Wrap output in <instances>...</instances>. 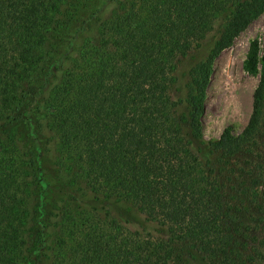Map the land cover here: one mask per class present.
Wrapping results in <instances>:
<instances>
[{
    "label": "trees",
    "instance_id": "trees-1",
    "mask_svg": "<svg viewBox=\"0 0 264 264\" xmlns=\"http://www.w3.org/2000/svg\"><path fill=\"white\" fill-rule=\"evenodd\" d=\"M262 13L264 0H0V264H264L257 40L246 127L202 135L215 63Z\"/></svg>",
    "mask_w": 264,
    "mask_h": 264
},
{
    "label": "rangeland",
    "instance_id": "rangeland-1",
    "mask_svg": "<svg viewBox=\"0 0 264 264\" xmlns=\"http://www.w3.org/2000/svg\"><path fill=\"white\" fill-rule=\"evenodd\" d=\"M218 28L211 33L196 56L187 59L179 72L184 75L187 67L203 58L218 36ZM257 40L264 53V13L236 38L234 44L217 59L211 85L207 92L202 122V135L207 141L218 140L229 128L238 135L246 127L253 109V94L259 84V70L251 74L244 69L250 44Z\"/></svg>",
    "mask_w": 264,
    "mask_h": 264
}]
</instances>
